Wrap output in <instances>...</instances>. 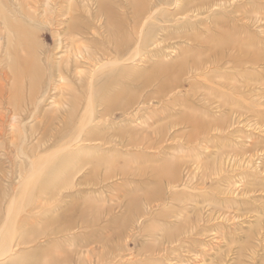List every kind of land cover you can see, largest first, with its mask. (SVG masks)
<instances>
[{
  "label": "rangeland",
  "instance_id": "obj_1",
  "mask_svg": "<svg viewBox=\"0 0 264 264\" xmlns=\"http://www.w3.org/2000/svg\"><path fill=\"white\" fill-rule=\"evenodd\" d=\"M0 264H264V0H0Z\"/></svg>",
  "mask_w": 264,
  "mask_h": 264
},
{
  "label": "bare ground",
  "instance_id": "obj_2",
  "mask_svg": "<svg viewBox=\"0 0 264 264\" xmlns=\"http://www.w3.org/2000/svg\"><path fill=\"white\" fill-rule=\"evenodd\" d=\"M139 39V38H138ZM80 129V128H79Z\"/></svg>",
  "mask_w": 264,
  "mask_h": 264
}]
</instances>
